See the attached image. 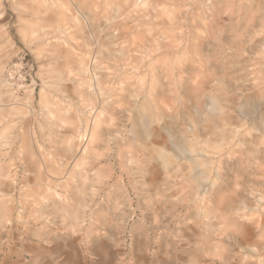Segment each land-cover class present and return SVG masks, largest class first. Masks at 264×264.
<instances>
[{"label":"rangeland","instance_id":"1","mask_svg":"<svg viewBox=\"0 0 264 264\" xmlns=\"http://www.w3.org/2000/svg\"><path fill=\"white\" fill-rule=\"evenodd\" d=\"M263 87L264 0H0V264H264ZM156 90L235 122L195 171L142 133Z\"/></svg>","mask_w":264,"mask_h":264},{"label":"bare ground","instance_id":"2","mask_svg":"<svg viewBox=\"0 0 264 264\" xmlns=\"http://www.w3.org/2000/svg\"><path fill=\"white\" fill-rule=\"evenodd\" d=\"M166 73H168L167 70H166ZM152 93L153 95H155L149 100V103L150 104L152 103V106H146V107L140 106L141 108L138 109V110H143L142 112H140L141 115L139 117V120H140L139 124L141 125L143 129L142 130L143 135L147 137L148 143L150 145L156 146L157 143H160V142L165 144V146H163V151H160V154H159L160 157H162L163 159V165L165 166V168H168V167L170 168L171 163L177 160V170H183L185 168H188L189 172H192V171H195L196 168L200 167L201 162L199 160L200 159L199 155L202 153L203 157L206 156L205 148L222 150L223 145L227 143L226 140L228 139L226 132L231 131L229 126L233 125L235 122L230 112L227 110V108L223 106L216 97L210 96V99H209L210 105L208 106V109L206 110L202 109L201 106L196 102L192 104L193 108H195V110L198 111L197 117L195 115L197 113L195 110H193L194 114L192 115L190 112V109L188 110V112H187V109H184L188 113L189 120L192 123L189 125H185L184 119L180 118L179 120L177 118L178 116L177 114L179 113V111H176L175 114H169L168 120L165 119L164 113H163L164 110L161 106L162 101H160V98L158 97V91L156 90ZM170 97L173 98L172 96ZM170 103H173V102H170ZM158 122H159L158 125H154V123L157 124ZM261 127L264 128V119L261 122ZM161 131L163 133L165 131L167 135L166 136L163 135ZM257 139L259 140V144L262 145V149H264V130L263 132L262 131L260 132ZM239 141H242L241 138H239ZM167 144H169V146ZM167 148H171V151L173 150L172 151L173 153H171V151H169ZM141 150H142L141 156L143 158L145 156L146 148L141 149ZM132 157L133 155H130L128 158L131 159ZM234 160L240 161L241 158L239 156H235ZM202 163H206V162L202 161ZM231 163H234V161H232ZM231 163L228 162L227 165H230ZM259 165L260 163L258 164L257 169L261 168ZM260 172H261L260 174L263 175V177L259 180H256V182L257 184L264 185V169H261ZM190 176L193 177L194 175H192L191 173ZM218 176L223 178L222 173H218ZM238 176L239 174L236 172L235 174L236 181L235 182L233 181L235 185H238L239 183V181L237 180L239 179L237 178ZM197 177L203 178L201 173H199ZM205 212H213L211 208L208 207V204L206 206ZM203 218L204 217H202L201 219Z\"/></svg>","mask_w":264,"mask_h":264}]
</instances>
